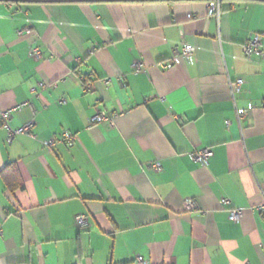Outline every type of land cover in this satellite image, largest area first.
Returning a JSON list of instances; mask_svg holds the SVG:
<instances>
[{"label":"crops","instance_id":"crops-1","mask_svg":"<svg viewBox=\"0 0 264 264\" xmlns=\"http://www.w3.org/2000/svg\"><path fill=\"white\" fill-rule=\"evenodd\" d=\"M207 5L0 0V111L35 110L9 123L33 120V137L0 127V264H264V56L242 54L254 34L264 52V1L226 0L219 20ZM100 112L114 123L93 125ZM63 132L71 147H43Z\"/></svg>","mask_w":264,"mask_h":264},{"label":"built area","instance_id":"built-area-1","mask_svg":"<svg viewBox=\"0 0 264 264\" xmlns=\"http://www.w3.org/2000/svg\"><path fill=\"white\" fill-rule=\"evenodd\" d=\"M208 3V11L209 15L214 16L219 20L221 15V2L220 0H212L207 2ZM29 31V29H26V32ZM194 49L190 45H185L181 50H174L173 51V58H177L178 56L188 57L193 53ZM242 54L246 59H256L261 58L264 56V52L261 49L260 45V36L257 34H254L250 36V38L247 40V42L242 46ZM30 56L34 59L40 58V52L38 49H32L30 50ZM163 69L168 68L167 65L164 64L162 66ZM132 70L135 74H138L142 71H144L143 64L141 62H135L132 66ZM109 83V81L105 82V84ZM244 85L243 80L237 79L235 81H228V90L229 95L232 100V102L235 105V97L241 93L242 86ZM41 88H45L46 85L40 84ZM85 91H88V86H84ZM22 107H26L30 110V112L34 115L35 110L32 102H26L18 107H16L14 110H4L0 111V127L4 129L6 132V142L11 143L15 137L18 136H29L33 137L31 134V130L34 126L33 120L26 123L24 126L18 128V129H11L9 126L10 120H11V113L14 112L17 109H20ZM235 108V116L236 121L238 124H241L242 120L246 116L247 110L243 109H237ZM116 115L114 114H107L105 112L97 113L94 117L91 119V123L93 125L101 124V123H108L112 125L114 123V118ZM231 122L225 121L224 126L226 129H229ZM77 140L76 135L71 134L69 132H63L45 142H43V147L49 150H52L53 148L64 145L66 147H71ZM213 153L210 148H201V149H195L192 152H190L189 157L190 159L196 163L199 164L202 167H207L209 164V160L212 157ZM148 168L155 170L156 172H160L162 167L160 163H154L148 165ZM263 198H264V192H263ZM229 201L226 199H222L220 204L221 206L225 207L229 205ZM185 208L187 211H195L197 209L196 203L193 200H187L185 202ZM254 212L258 214L263 220H264V199L263 202L254 208ZM228 218L231 222L237 223L242 218V212L241 210L237 208H232L228 211ZM75 225L79 230H85L89 227V222L87 218L83 215H78L75 217ZM0 235H1V228H0ZM138 264H147L144 262L141 258H137Z\"/></svg>","mask_w":264,"mask_h":264},{"label":"trees","instance_id":"trees-1","mask_svg":"<svg viewBox=\"0 0 264 264\" xmlns=\"http://www.w3.org/2000/svg\"><path fill=\"white\" fill-rule=\"evenodd\" d=\"M8 2L20 3V2H32V3H52V2H60V3H80V2H122V1H172V0H5ZM212 0H206L209 2ZM226 0H220V2H224ZM229 1H239V0H229ZM264 1V0H258Z\"/></svg>","mask_w":264,"mask_h":264}]
</instances>
